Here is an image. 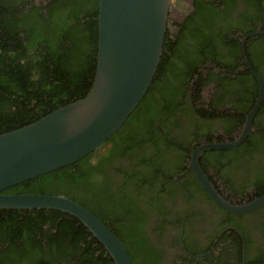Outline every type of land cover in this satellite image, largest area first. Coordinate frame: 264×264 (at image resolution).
Instances as JSON below:
<instances>
[{"label": "flooded vegetation", "instance_id": "flooded-vegetation-1", "mask_svg": "<svg viewBox=\"0 0 264 264\" xmlns=\"http://www.w3.org/2000/svg\"><path fill=\"white\" fill-rule=\"evenodd\" d=\"M195 1L170 0L167 9L164 34L170 41L162 45L157 84L173 83V114L150 131V140L129 145L127 128L79 166L90 173L94 197H101V208H91L113 228L121 220L131 224L136 262L145 256L152 264H264V204L245 212L225 210L189 167L200 144L237 136L258 98L259 83L249 66L264 80V0H201L194 7ZM2 2L9 10L24 9L20 0ZM201 5L214 9L208 24L196 12ZM191 31L204 37L197 56L199 49L194 56L183 50ZM183 52L188 60H181ZM173 68L180 81L170 76ZM181 73L193 75L183 89ZM151 92L157 97L159 89L152 85ZM197 163L229 203L264 193V93L246 137L233 148L203 151Z\"/></svg>", "mask_w": 264, "mask_h": 264}, {"label": "trees", "instance_id": "trees-1", "mask_svg": "<svg viewBox=\"0 0 264 264\" xmlns=\"http://www.w3.org/2000/svg\"><path fill=\"white\" fill-rule=\"evenodd\" d=\"M2 1L0 133L30 123L85 95L95 69L98 2L45 0L40 7L30 4L31 0H20L24 7L20 12L15 6L9 10L10 5ZM199 1L196 0L193 6ZM198 10H201L198 15L202 16L201 22L208 24L214 9L201 5L196 12ZM202 38L199 32L191 31L184 52H194V56L203 44ZM166 41L170 40L164 34L162 45ZM184 52L181 60H188L190 54L187 57ZM199 52L200 49L196 56L200 55ZM162 55L146 91L107 140L129 128L128 135L133 141L129 145L136 146L141 140H150V131L163 127L165 119L173 114L174 106L169 102L175 92L173 83L163 79L160 85L157 84ZM170 76L180 81L174 68ZM192 76L185 78L181 73V89ZM152 85L159 89L157 97L151 92ZM123 145H127L125 139ZM89 154L71 164L14 184L0 193L64 195L88 209L121 241L130 264H152L145 256L142 261H135L131 224L121 220L113 228L108 217L91 208H101L98 205L101 197H94L90 173L79 166ZM44 224H48L47 229L43 228ZM0 264H113V261L86 227L66 212L45 208H0Z\"/></svg>", "mask_w": 264, "mask_h": 264}, {"label": "water", "instance_id": "water-1", "mask_svg": "<svg viewBox=\"0 0 264 264\" xmlns=\"http://www.w3.org/2000/svg\"><path fill=\"white\" fill-rule=\"evenodd\" d=\"M169 2L98 0L95 69L87 92L30 123L0 133V191L73 163L100 147L121 125L155 72ZM249 69L259 83L258 98L237 136L202 143L190 154L189 167L203 190L219 207L231 212L263 205L264 193L242 204L229 203L205 177L197 157L206 150L233 148L246 137L264 93V80ZM0 208L66 212L102 244L113 264H130L121 241L88 209L64 195L0 193Z\"/></svg>", "mask_w": 264, "mask_h": 264}]
</instances>
